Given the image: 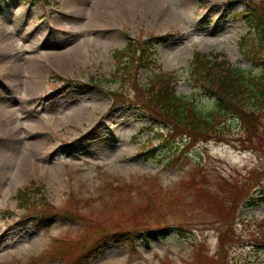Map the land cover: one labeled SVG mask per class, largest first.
<instances>
[{
  "label": "rangeland",
  "instance_id": "1",
  "mask_svg": "<svg viewBox=\"0 0 264 264\" xmlns=\"http://www.w3.org/2000/svg\"><path fill=\"white\" fill-rule=\"evenodd\" d=\"M103 3L0 2V264H33V260L39 261L35 264H163L168 259L174 264H264V246L253 240L264 229V195L259 193L264 183V139L255 143L259 151L243 149L240 139L244 134L230 118L226 120L230 130L220 140L210 135L209 141L190 147L191 151L179 154L173 163L180 141L166 150L162 140L151 137L147 129L153 124L150 115L138 104L126 103L130 95L124 93L118 104L113 99L121 90L113 76L115 50L125 47L129 36L166 35L156 54L157 67L151 72L173 73L178 96L193 97L201 111L213 109L214 96L205 94L188 74L189 63L195 51L215 52L243 71L259 70L258 65L250 68L241 51L242 36L248 30L239 16L245 1ZM63 53L65 59L57 58ZM151 72L142 69L136 77L146 83ZM4 105L19 111L3 113ZM75 107L80 113L71 112L68 117ZM4 124L11 128L7 130ZM23 129L26 136L20 134ZM259 133L264 135V130ZM36 140L41 143L34 144ZM33 163L45 169L50 164L58 166L60 185ZM198 168L201 171L195 179L199 175L201 179L203 173L206 186L196 191L181 188L180 195L190 201L187 207L171 210L161 205L138 221L155 227L146 233L148 239L140 235L133 241L107 237L99 253L82 259L67 252L58 255L62 245L74 247L72 242L84 235L87 242L95 236L86 221L96 218L106 203L117 198L109 186L122 181L130 184L132 198L128 199L139 202L146 183L166 198L178 193L181 182ZM28 185L34 189L29 195L36 202L45 199L58 210L48 222L18 206L16 193ZM235 187L248 188L256 204L239 201L232 213L228 204ZM69 205L79 219L60 212ZM231 215L235 232L242 242L249 241L221 250L217 233ZM187 220L195 230L181 237L175 225ZM167 226L163 234L161 229Z\"/></svg>",
  "mask_w": 264,
  "mask_h": 264
},
{
  "label": "trees",
  "instance_id": "2",
  "mask_svg": "<svg viewBox=\"0 0 264 264\" xmlns=\"http://www.w3.org/2000/svg\"><path fill=\"white\" fill-rule=\"evenodd\" d=\"M243 1H245V9L239 12V16L245 21L248 30L245 33L247 39L244 40L245 36H242L241 51L247 55V59L251 63L250 68H252V64L260 67L255 72L251 69L243 71L221 54L213 52L209 55L195 51L189 63L191 65L188 68V74L193 76L205 94L214 96V107L210 111L199 110L193 97L177 95V78L173 73L151 72L157 67L156 54L159 45L167 39L166 35L147 36L146 38L129 36L126 46L115 50L116 69L113 76L119 81L121 89L116 92L115 96L112 94L115 104L124 100L122 97L124 93L127 96L130 95L125 100L126 103L138 104L150 115L153 124L147 129L151 132V137L162 140L161 143L166 146V150L170 149L173 142L180 141L176 146L180 150L177 151L178 154H174L173 163L179 154L191 151L190 147L209 141L210 135L213 138L214 136L215 138L219 137L220 140V136L230 130V127L226 125V120L230 118L237 121L239 132L244 134V138L240 139V146L245 150H260V146H256L255 143L264 139V135L259 133V130H264V0ZM142 69H149L151 72L146 83H141L136 77L138 71ZM149 143L151 144L150 139ZM200 171L199 168L192 170L189 178L181 182L178 193L168 194L166 198L155 191L154 186L152 190L151 186L146 183L139 202L128 199L132 198L129 194L132 190L130 184L122 181L117 186H109L116 192L117 198L111 204L106 203L101 212L95 216L96 218L92 217L93 219L86 221L88 231L95 236H92V240L87 242L85 239L88 238L84 235V239L72 242L74 247L67 244L62 245L58 250V255L64 256L67 252L69 256L74 254L76 258L81 257L82 259V257L92 255L93 252L99 253L107 237H114L117 241L125 239L133 241L135 236L140 235L144 240L148 239L146 233L150 229L154 230L155 227L139 223L141 217L144 214H151L161 205H165L171 210L187 207L190 201L186 200L183 193L180 195L181 188L184 190L191 188L196 191V188L201 189L204 184L206 186V182L202 180L203 173L201 179L200 175L197 180L195 179L196 172ZM252 184L253 182L249 183V189ZM41 187L42 185L40 187L37 185L36 188L39 190ZM259 187V193L264 195V183ZM234 190L235 192L231 195L232 201L228 204L232 213L237 208L239 201L244 202L247 206L256 204L248 188L245 190L235 187ZM33 191L34 189L31 190L30 185L18 190L16 193L18 206L25 209L27 214H36L39 219L48 222V217L58 210L49 206L45 199L36 202L29 195ZM123 199L127 200L122 201ZM126 206L129 208L126 209ZM60 212L66 217L71 216L79 219L77 211H74L70 205ZM233 218L231 215L227 225L223 229L219 228L217 233V244L221 250H225L224 247L230 248L235 242L249 241L247 238L242 242V237L235 232ZM168 228V226L162 228L161 232L165 234ZM175 228L177 235L181 237H185L195 230L189 220L185 223H176ZM253 240L264 246V229ZM67 243L71 242L67 241ZM75 246L82 251V254L79 252L77 254L78 250ZM223 253L225 252H220V254ZM37 262L39 261H32L33 264ZM163 264L174 263L168 259Z\"/></svg>",
  "mask_w": 264,
  "mask_h": 264
},
{
  "label": "bare ground",
  "instance_id": "3",
  "mask_svg": "<svg viewBox=\"0 0 264 264\" xmlns=\"http://www.w3.org/2000/svg\"><path fill=\"white\" fill-rule=\"evenodd\" d=\"M109 2H110V0H104L103 5L108 6L109 5ZM57 58H60L62 60V59H65L66 58V55L63 53L62 55H60V57L57 55ZM2 111H3V113H10V114H12L13 112H18L19 109L17 107H11V108L10 107H6L4 105V106H2ZM71 112L72 113H76V112L80 113V111L75 107V108L71 109L70 114L68 115V117L73 115ZM24 118L27 121L29 120V117H24ZM33 122L35 124H37L35 121H33ZM27 124H28V127H30V125H31V128H33V124H31L30 122H28ZM4 125H5V128L7 130L11 128V125H8V124H4ZM24 133H25V130L24 129L21 130V133L20 134L23 135ZM12 136H15V134L13 133ZM0 139H1V136H0ZM34 142H35L34 144H40L41 143L40 141L38 142L37 140L34 141ZM32 166L33 167L37 166L39 169H45V166H43L41 164L33 163ZM21 172H23V169L21 170ZM45 173H46L47 177H49V179L53 183H55L56 185H60V180H61L62 176L60 174V171H59V167L58 166H55L53 164L47 165V167L45 169Z\"/></svg>",
  "mask_w": 264,
  "mask_h": 264
}]
</instances>
